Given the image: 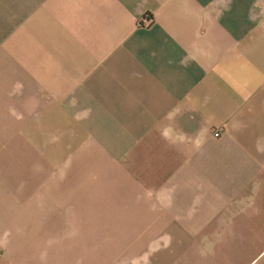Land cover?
I'll use <instances>...</instances> for the list:
<instances>
[{
	"label": "crops",
	"instance_id": "0c3cea01",
	"mask_svg": "<svg viewBox=\"0 0 264 264\" xmlns=\"http://www.w3.org/2000/svg\"><path fill=\"white\" fill-rule=\"evenodd\" d=\"M0 264H264V0H0Z\"/></svg>",
	"mask_w": 264,
	"mask_h": 264
},
{
	"label": "built area",
	"instance_id": "2783aa9c",
	"mask_svg": "<svg viewBox=\"0 0 264 264\" xmlns=\"http://www.w3.org/2000/svg\"><path fill=\"white\" fill-rule=\"evenodd\" d=\"M150 21V17L145 13L143 15H141L139 18H138V22L145 25L147 23H149ZM212 135L213 136H217L218 135V131L217 130H213L212 131Z\"/></svg>",
	"mask_w": 264,
	"mask_h": 264
}]
</instances>
